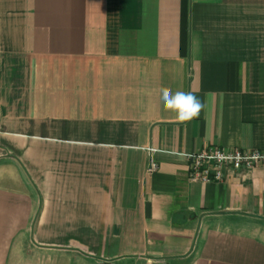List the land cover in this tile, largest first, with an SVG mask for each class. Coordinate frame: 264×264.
I'll list each match as a JSON object with an SVG mask.
<instances>
[{
  "label": "crops",
  "instance_id": "crops-1",
  "mask_svg": "<svg viewBox=\"0 0 264 264\" xmlns=\"http://www.w3.org/2000/svg\"><path fill=\"white\" fill-rule=\"evenodd\" d=\"M210 147L264 153V0H0V264H264V160Z\"/></svg>",
  "mask_w": 264,
  "mask_h": 264
},
{
  "label": "built area",
  "instance_id": "built-area-1",
  "mask_svg": "<svg viewBox=\"0 0 264 264\" xmlns=\"http://www.w3.org/2000/svg\"><path fill=\"white\" fill-rule=\"evenodd\" d=\"M264 160V153L258 150H223L210 147L188 158L189 178L192 182L223 183L227 172H244L253 170ZM156 165H151L149 172H154Z\"/></svg>",
  "mask_w": 264,
  "mask_h": 264
},
{
  "label": "clouds",
  "instance_id": "clouds-1",
  "mask_svg": "<svg viewBox=\"0 0 264 264\" xmlns=\"http://www.w3.org/2000/svg\"><path fill=\"white\" fill-rule=\"evenodd\" d=\"M161 101L165 111L174 113L179 122H188L197 117L203 107L201 100L193 93L161 89Z\"/></svg>",
  "mask_w": 264,
  "mask_h": 264
}]
</instances>
